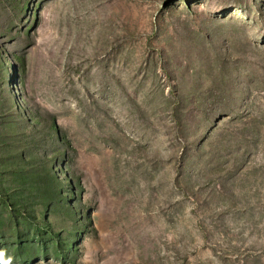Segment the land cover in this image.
<instances>
[{"label": "rangeland", "instance_id": "obj_1", "mask_svg": "<svg viewBox=\"0 0 264 264\" xmlns=\"http://www.w3.org/2000/svg\"><path fill=\"white\" fill-rule=\"evenodd\" d=\"M0 264H264V0H0Z\"/></svg>", "mask_w": 264, "mask_h": 264}, {"label": "trees", "instance_id": "obj_2", "mask_svg": "<svg viewBox=\"0 0 264 264\" xmlns=\"http://www.w3.org/2000/svg\"><path fill=\"white\" fill-rule=\"evenodd\" d=\"M51 176H52L51 180L53 181V179H54V175L52 174ZM51 176H50V177H51ZM56 195H57L58 199H60V200L63 199L62 194L60 193V190L57 191V194H56ZM26 209H27V208H26ZM28 215H29V216L34 215L33 211L29 212ZM53 235H54L55 239H59V237H60V233H59V232L54 233Z\"/></svg>", "mask_w": 264, "mask_h": 264}]
</instances>
